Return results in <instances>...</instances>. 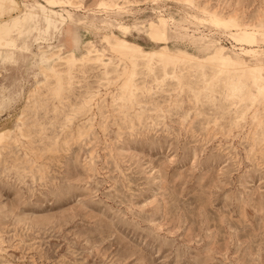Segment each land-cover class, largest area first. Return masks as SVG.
I'll use <instances>...</instances> for the list:
<instances>
[{
    "label": "rangeland",
    "instance_id": "374dc122",
    "mask_svg": "<svg viewBox=\"0 0 264 264\" xmlns=\"http://www.w3.org/2000/svg\"><path fill=\"white\" fill-rule=\"evenodd\" d=\"M1 1L0 264H264V97L185 64L264 69V0ZM151 25L183 65L107 46L160 51Z\"/></svg>",
    "mask_w": 264,
    "mask_h": 264
},
{
    "label": "bare ground",
    "instance_id": "6f19581e",
    "mask_svg": "<svg viewBox=\"0 0 264 264\" xmlns=\"http://www.w3.org/2000/svg\"><path fill=\"white\" fill-rule=\"evenodd\" d=\"M2 6H3L2 1L0 0V10L2 9ZM158 20L162 21L161 18H158ZM212 22H214V19H212ZM217 23L218 24L216 23L215 24L221 25V26L226 25V22L224 20H219ZM237 31H239L237 41L241 45H244V46L252 45L251 47H253V45L256 43L257 33L256 32L248 33L245 30H237ZM5 34H6L5 30L0 31V46H2V48L4 49H10L12 47V42L3 39ZM147 37L152 42L160 44L162 46V49L160 51H143L141 50L139 46L132 44L125 39H119L116 45L112 44L111 42H108L107 46L110 48L111 51L120 54L123 58H125L127 61L131 62L132 64H135V62H145L146 65H149L155 62V64L162 71L170 67L176 68L184 64L182 63V60L180 59L179 55L171 54L168 51L167 47L165 46L167 42V36L165 32L157 33L153 25H151L147 31ZM76 38H78L77 35H76ZM60 50L62 51V48ZM69 51H70V54L67 56H64V57H61L60 55L56 56V63L65 64L66 66H71V65L76 64L78 60L74 56L75 55L74 49L70 48ZM223 51H224L223 48H219L216 50V52L213 55L207 56L205 58H196V57L185 55V64L189 66L192 64H198L199 66H201L203 63H208L210 66H213V68H216L219 71V73L225 72L227 75H230V77L233 78V82L230 83L229 88H228L230 92V98L236 99L237 102L242 103L243 101L249 100V99L252 101L255 100V96L248 97L244 93L240 94V91L246 86L252 88L255 91L257 96L264 97V69H263V66L260 64V62H258L257 65L247 67L243 65L242 63L237 62L233 57L229 55H224ZM3 53H4L3 51H0V58L4 56ZM242 55L246 56L245 52L242 53ZM94 56H95V51L90 49L86 51L82 59L91 60ZM210 78L211 77L209 75H206V74L202 75L203 82L209 81ZM240 81H242L241 86L239 85ZM63 110L69 111L71 110V107L70 109L63 108ZM74 114H75V111H74ZM6 135L8 134L6 133ZM3 136L5 135L0 134V143L4 139Z\"/></svg>",
    "mask_w": 264,
    "mask_h": 264
}]
</instances>
